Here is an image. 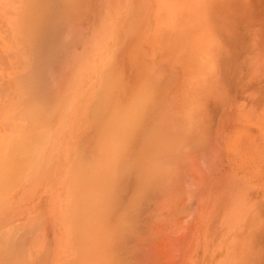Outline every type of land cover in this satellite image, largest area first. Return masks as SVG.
<instances>
[{"label":"rangeland","instance_id":"374dc122","mask_svg":"<svg viewBox=\"0 0 264 264\" xmlns=\"http://www.w3.org/2000/svg\"><path fill=\"white\" fill-rule=\"evenodd\" d=\"M5 7L0 264H264V0Z\"/></svg>","mask_w":264,"mask_h":264},{"label":"crops","instance_id":"0c3cea01","mask_svg":"<svg viewBox=\"0 0 264 264\" xmlns=\"http://www.w3.org/2000/svg\"><path fill=\"white\" fill-rule=\"evenodd\" d=\"M5 1L6 0H0V13H1V17L6 18V15L2 14L5 11ZM54 26V23L53 25ZM46 27H44L43 29L45 30ZM50 27H47V30H49ZM53 29V27H52ZM149 42L151 43L152 46H155V53L158 52L159 54H163V52L165 54L168 53L169 50H172L173 47V43L175 42L176 48H178V44H182L183 43V25L182 23H176L175 26H172L171 29H157L154 30V33L152 32V34L150 35L149 38ZM180 51L182 50V47L179 46ZM264 81H262L261 83H263ZM246 84V83H245ZM252 85V84H251ZM256 86V92H255V98H252V101H250V103H252V105H254L256 108H258L260 105L264 106V83L262 84V86H260L257 83L254 84ZM247 86V84L245 85ZM83 87V85L81 86ZM260 87V89L258 90L257 88ZM251 88H253L251 86ZM241 88V95H246V93L248 92V90L245 92H242ZM262 108V107H261ZM256 109V110H260ZM160 117V114H159ZM159 117L157 116L156 118L159 119ZM152 125V124H150ZM154 128L156 127L155 125H152ZM151 126V132L150 135L152 133V127ZM162 136V135H161ZM165 136V135H164ZM161 143H164L163 141Z\"/></svg>","mask_w":264,"mask_h":264},{"label":"bare ground","instance_id":"6f19581e","mask_svg":"<svg viewBox=\"0 0 264 264\" xmlns=\"http://www.w3.org/2000/svg\"><path fill=\"white\" fill-rule=\"evenodd\" d=\"M131 114V113H130ZM136 161V160H135ZM135 164H136V162H135ZM106 198V197H105ZM107 241V240H106ZM105 251V250H104ZM110 251V250H109ZM113 252V251H112ZM9 262V261H8Z\"/></svg>","mask_w":264,"mask_h":264}]
</instances>
